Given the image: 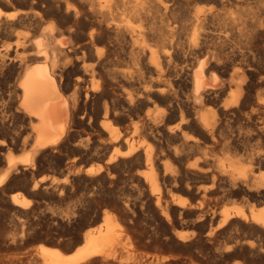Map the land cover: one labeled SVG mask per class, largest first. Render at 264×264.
<instances>
[{"label": "bare ground", "instance_id": "obj_1", "mask_svg": "<svg viewBox=\"0 0 264 264\" xmlns=\"http://www.w3.org/2000/svg\"><path fill=\"white\" fill-rule=\"evenodd\" d=\"M246 24L251 28L264 29V0H0V85L8 86L6 97L0 94V208L7 211L0 214V255L19 248L21 241L26 239V229L20 218L30 214L32 202L22 192L13 193L9 200L1 196L15 182H25L30 197L40 196L38 188L43 179L34 181L31 186L30 176L44 158L56 151H64L70 144L82 112L92 118V114L85 113L88 105L94 107L95 118L92 119L99 122V130L107 135L109 142L99 143L96 150L101 165L89 168L86 174L100 184L108 182L112 169H123L132 163L143 167L142 172L136 174L138 180L134 181L143 182L157 195L155 203L160 216H155V220L173 223L177 214L181 216L190 208V203L177 204L175 197L176 200L171 202L166 198L170 193L174 194L181 183L187 182V189L192 190L194 187L189 180L199 176L208 177L212 186L208 185L212 188L198 187V194L207 196L215 188L226 185L259 204L264 202L262 143H259L260 149L248 148L250 136L240 137L230 126H225L226 123L241 122L247 134L255 133L259 138H255L256 143L264 135V94L257 91V83H264V78L258 76L260 72L257 74L252 70L255 69V58L259 55L264 58V46L255 48V44L244 41L241 30L240 38H235L232 35L236 32L230 35V30L226 29ZM235 65H239L236 71ZM231 67L235 72L230 73L229 78H222L220 75ZM70 89L72 92L68 93ZM84 116H81L83 120ZM129 120L134 128L133 136L124 135L119 128V124ZM80 142L82 145L79 144L78 148L81 151L85 143ZM218 147L225 151V157H218L215 153ZM19 149H23V153L15 154ZM194 154H199L200 158L188 163ZM65 182V186L69 184ZM94 185L96 187L97 183ZM116 200L121 199L116 197ZM145 206L149 205L143 203L141 213H135L136 209L131 213L126 209L130 210V206L124 210L120 205L121 210L116 211L118 207L115 210L120 212L118 216L129 221V231L135 234L139 243L146 238L160 240L156 232L151 233L144 228L154 221L145 220ZM256 207L250 208V214L234 209L237 213H233L222 208V226L218 230L211 226L207 235L218 237V232L231 226L235 230V225L245 223L260 229L264 236V207ZM11 211L14 214L7 217ZM101 211L102 214H98L91 223L83 224V227H91L79 233L68 245L70 250L76 248L72 255H63L57 247H47V244L40 247L34 257L0 258V264H113L110 260L113 255L107 248L114 242H120L124 231L118 230L119 218L115 211L114 215L107 209ZM206 216L197 214L201 222L206 220ZM4 219L9 220L10 227L14 228V232L9 231L11 234L7 232ZM144 221L146 225L142 227ZM122 228L127 229L123 225ZM138 258L144 261L147 257ZM166 261L164 257L156 256L154 263L167 264ZM168 264H172L171 261Z\"/></svg>", "mask_w": 264, "mask_h": 264}, {"label": "rangeland", "instance_id": "obj_2", "mask_svg": "<svg viewBox=\"0 0 264 264\" xmlns=\"http://www.w3.org/2000/svg\"><path fill=\"white\" fill-rule=\"evenodd\" d=\"M241 26H242V28H241ZM241 26H239V28H241V29H239V28H234L233 29L232 26H229L230 28L226 27V29H228L227 31L230 30L228 32L229 34L231 32L230 35H232V34H234L236 32L235 35H232L235 38H237V37L240 38L241 34L243 33L242 35H244V36L242 38L244 39V41L245 42H248V43L250 42L252 44H255V45H253L255 48H261L262 46H264V29H260V28H257V27H255V28L252 27L251 28V26L248 25V24L241 25ZM245 29H247V30L245 31ZM252 29H254V30H252ZM240 30H241L242 33H240ZM233 31H235V32H233ZM247 31H249V33H247ZM256 31L259 32V33H257ZM248 36H251V37H248ZM263 60H264V58L261 55H259L258 57H256L255 58V63L253 65L254 66L253 68H255V69H252L257 74H258V72H260L258 74V76L261 79L264 78V65H262V64H264ZM237 66L239 68V65H235V67L233 66L235 68V71L238 70ZM257 67H258V69H257ZM234 68H232V67L229 68L228 71H224V73L222 75H220V76L222 78H227V77L229 78L231 76V74H233L235 72L234 71ZM224 74H226V75L224 76ZM262 74H263V76H261ZM3 84L0 85V88H1L0 94L3 97H6L7 90H8L7 89L8 86H5ZM257 84H258L257 85V91H258V93H262L263 92L262 94H264V83L258 82ZM68 91H69L68 93H71L72 92L71 89L68 90ZM85 91H87V89H85ZM85 109H86V111L84 110L85 113L92 114V118L94 119L95 118V117H93V114H94L93 113V109H94V107L88 105V106H86ZM81 116H84V113L83 112L80 114V117H79L80 118V124H82V125H80V124L79 125H76L75 127H77V128H74L73 129L72 139H71V142H69L70 144H68L69 146L67 145L66 148L64 149V151L62 150V152H57L56 151L52 155L48 156L47 159L44 158L46 161L43 159L40 167L37 170H35L32 173V175L30 176V178H29V184L31 183V186L34 183V181L35 182L36 181L39 182L41 178L43 179V183H42V181H40V183H39L40 185H39V188H38L41 191L40 192V196L39 197L38 196L37 197H30V195L28 194V191L29 190H27L28 187H27L26 184H24L25 182L24 183H19V182L12 183L11 189L9 191H7V193H5L4 195L1 196L2 198H4V196H5V199L9 200L10 196L13 193L22 192V194L27 195V197H29L30 201H32V202H31V205H30V208H29L30 214L28 216H25V215L24 216H21V218H20V220L22 222H24V226L23 227H25V229H26L24 239L25 238L26 239L24 240V242L21 241L22 243H20V247L19 248L16 247V248L11 249L10 251H6V253L0 255V258H2V259H8V258H15V257H20V258H22V257L23 258L24 257L26 258V257H29V256L34 257V256L37 255V252H38L39 248L40 247H43V246H45L47 244H48L47 247H53V248L57 247V249H59L63 255H67V254L68 255H72L73 253H75V249L76 248L75 249L73 248L74 250L73 249L70 250L69 247H68V245L70 244L71 241H73L75 239V237H77L78 235L82 234L89 227H91V225L90 226H86L87 228L86 227H83V224L84 223H88V224L91 223L92 220H94V218L98 214H102V211L101 210L104 211L105 209H107V211L112 212L113 215H114V213L116 211H120L121 208L122 209L124 208V210H125V207L126 206H130L129 207L130 210L128 209V207L126 209L128 211H131V213L134 212L135 209H136L135 213H137V212H140L141 213L143 211V209H141V205L143 203H145V204L147 203L150 206V208H149V206L148 207L145 206L144 214L143 215H144V217H146L145 220H147V219L148 220H150V219L152 220L153 219L154 221H153L152 224L149 223L148 226L145 224V221H144V223L142 222L141 225H142V227H144L146 225L144 228L147 229L148 231H151V233L156 232L155 234H157V236L160 237V240L157 241V240H153L152 238H146L147 240L146 239L144 240L145 243L144 242L143 243L137 242L138 239L135 236V234L132 233L131 231H129V225H128L129 224V221H127V220L121 218L120 216H118V215H120V212H118L119 214L116 212L117 214H115V216H117V218H119L121 220L120 221L118 219V224H119L118 225V230L120 231L122 229L124 231V236L122 237L123 239H120V242L119 241H118V243H115L114 242L112 245L108 246V248L110 250L107 248L108 253H111L116 258V259L115 258H112L113 256L110 257V260L112 261L113 264H116V263L117 264H131V263L132 264H140V263L141 264H146L145 261H147V263L150 262L149 264H151V263L155 264L154 263V260H155L156 256H158V257L160 256L161 258L164 257L165 259H167V261H166L167 264H168L169 261H171L172 264H175L176 262H177L176 264H264V251H263L264 250L263 249L264 248V236H263V233L261 232V230L258 229L257 227L255 228L253 225H247L245 223H239V224L235 225V226H237V227H235V230H234V226L233 227L231 226V227H228L226 230L225 229L222 230L223 232L222 231L221 232H218V235H219L218 237L216 235H215L216 237L215 236H210L211 237V239H210V237L207 235L209 228L211 229L213 227L212 229H215L217 227V230H218V227L219 226L220 227L222 226V220H221L222 218H221V215H220L221 214L220 213L221 212L220 210L228 209V210H231V212H233V213L240 212V213L250 214L249 211H251L250 210L251 207L253 208V207H256L257 206L256 208H258V207L259 208H263L264 207V204H263L264 202H261L259 204V202L257 200H254V199H252L251 197H249L248 195H245V194L235 193L233 190H231L226 185L223 186V187L222 186H219V187L215 188V191L212 190V192L209 195H207V196H204L201 193L198 194V192H196V188H198V187L200 189H204L205 187L206 188L208 187L207 189H211L212 188V187L209 186L210 184L212 186V183H211V180L208 177H205L204 178V177L199 176V177H196V178L193 177V178H191L189 180V183L191 185L193 184L191 187H194L192 190L187 189L186 184H185L187 182L181 183L179 185V187L177 189H175L177 192L175 191L174 194L173 193H170V195H168L169 197L167 196V198H166L170 202L171 201H175L177 199V201H175V203H177V204H179L180 202L182 203L184 201L187 202V203L192 204V206L187 209L190 213L186 210L187 213L185 211L183 214H181V216L179 214H177V217H174L173 218V223L171 222L170 224H169V222L168 223L167 222H163V221L161 222L160 219L155 220V218L159 215V213H158L159 211L157 210V205H156L157 198H158L157 195L151 190V188L149 186L145 185L143 182H141V181L135 182L136 180H138L136 178V174L141 173L142 170L144 169L143 167L139 168L140 167L139 165H136L135 163H132L130 165L128 164L126 166H123V167H126V168L121 167L123 169H119V170L118 169H116V170L115 169H112L111 172L108 175V176H110V178L107 179V181H108L107 183H100L99 184V182L93 181L91 179L92 177L90 175H87L89 168H97V167H99V165H101L100 164L101 163V160H99V158L97 156L98 151L96 150L97 148H99V145H100L99 143H101V144H107L109 141H108V137H106L107 135L101 133V131L99 130L100 129L99 122L97 123L92 118H90L88 116H84L85 123H83L84 120L81 118ZM86 119H87V121H86ZM92 121L95 122V123H93ZM92 123L95 126L92 125ZM237 123L239 124V126H238ZM228 124H230V125H228ZM232 124H234V125H232ZM89 125L91 127H93L94 130ZM225 126H230L232 129H234L236 135H240V137H245V136L246 137H249L250 136L251 141L249 143L248 148H253L254 147V149L255 148L260 149V147L261 148L264 147V135L262 136L260 142H257L258 143L257 144L256 141L259 138H257L254 135L255 133H253L251 135L247 134V132L245 131V129H243L244 126L241 124V122L226 123ZM80 127H81V129H80ZM230 127H229V129H230ZM119 128H120V131L124 135H127V134L128 135L130 134L129 136H133L134 135L133 124H132V122L130 120L119 124ZM90 131H91V133H90ZM89 134H91V136ZM94 134H97V135L95 136ZM85 137H87V138H85ZM92 137H93V139H92ZM84 138L86 139V141L87 140L88 141L85 142V139ZM138 138L139 137H137V139ZM255 138H257V139H255ZM83 139H84V141H83ZM89 140H91L92 142H90ZM100 140H102V141H100ZM80 141H82L83 144L85 143L84 145H85V147L87 149L85 147L83 148V146H84L83 145L82 146L83 150L80 151V149L78 148V145L79 144L82 145V143ZM75 142H76V144H75ZM77 142H78V144H77ZM94 142H95V144H94ZM253 142L256 143V144H254ZM259 143H262V144H260L261 146L259 145ZM251 144H253V145H251ZM88 145H89V148H88ZM95 145H97L96 148H95ZM76 146H77V148H76ZM23 151H24L23 149L22 150L19 149V150L15 151V154H22ZM223 151L224 150L221 149V147H218L215 150V153L217 155H219L218 157H220V156L221 157H225L226 156L225 155V151H224V154L222 153ZM56 154H58V155H56ZM199 158H200V155L199 154H196V155L194 154L188 160V163H192V162L198 160ZM49 165H50V167H49ZM66 165L70 169H68V167ZM75 170H77V172ZM136 170H138V171H136ZM262 173H264V172H262ZM69 174H71L70 175L71 177L69 176ZM116 174H117V176H116ZM124 174H126V175L124 176ZM131 175H133V176H131ZM65 177H66V179H65ZM89 177H91V178H89ZM120 177H121V179H120ZM122 178H124L123 179L124 181L122 180ZM44 179H45V181H44ZM89 179L92 180V181H90ZM112 179L114 180V182H113ZM52 180H54V182H55L54 186H52L53 185V181ZM59 180H60V182H59ZM65 180L69 182V184H66V186H65V183H66ZM111 181H112V183H111ZM120 181H121L122 184H120ZM58 182H59V184H58ZM61 182H63V184ZM96 183H97V185L95 187L94 184H96ZM70 184H71V186H70ZM72 184L75 185V186H73ZM126 184H128V185H126ZM138 184H140V185H138ZM43 185H45V186H43ZM111 185H115V186H111ZM131 185H132V187H131ZM200 186L201 187L203 186V187L201 188ZM12 188H13V190H12ZM54 188H56V189H54ZM94 188H95V191H94ZM110 189H112V190L110 191ZM226 189L228 191H225ZM53 190H54V192H53ZM142 190H143V193H142ZM144 190L146 192L149 191L148 193L151 195L152 199H151L150 195L148 193H146ZM99 191H101V192H99ZM220 191H223V195L224 196L222 195V192L220 193ZM91 192H93V194H96V195H93ZM104 193H105L106 196L104 195ZM109 193H111V194L109 195ZM64 194H66V195L64 196ZM218 195H220V196L222 195L221 198H219L220 196H218ZM240 195L241 196L243 195L245 198L243 196L241 197ZM89 196H91V197H89ZM99 196H100V198H102V200L99 198ZM103 196H105V197H103ZM185 196H187V197H185ZM61 197L63 199H61ZM108 197L109 198L111 197L112 200L116 201L115 203L118 206H116L115 203L113 204L114 201H112L111 199L108 200L109 199ZM116 197L118 199H121V200H119V201L116 200ZM138 197L141 198V199H139ZM104 198H106V199H104ZM217 198L220 199V200H218ZM126 199H128V201ZM243 199H245L246 201H244ZM122 200L123 201L125 200V202H123ZM152 200H153V202H151ZM140 201L142 202V204H140L141 203ZM85 202L86 203L89 202L90 205H92V206L94 204V206L93 207L92 206L90 207ZM92 202H93V204H92ZM121 202L122 203H125L126 206H124V204H122ZM254 202H255V204H254ZM101 203L102 204L104 203V204L102 205ZM126 203H128L129 205L126 204ZM112 204H113V206H111ZM251 204H252V206H251ZM114 205H115V207H114ZM120 205H121V208H119ZM206 206L209 207V208H207ZM210 206L212 208H216V209H213L214 210L213 211ZM246 206H248V207H246ZM117 207H118L119 210L117 209ZM87 208L90 209V210L88 211ZM94 208H98V209H94ZM222 208H224V209H222ZM138 209H140V210H138ZM190 209H192V210H190ZM233 209L234 210H237V212L236 211L234 212ZM3 210H4L3 208H0V214L7 212L6 209H5V212H3ZM72 210H74L75 212L72 211ZM91 210H93L94 212L93 211L91 212ZM152 210L157 215L154 212H152ZM192 211H193V213H191ZM218 211H219V213H218ZM150 212H151L152 215H150ZM198 212L200 213V215H201V213L204 214V215L207 214L206 220H202V222H201L200 221L201 218L200 217L197 218V214H198V216H200ZM209 212L211 214L213 212H215V215L212 214L214 217L211 216V214ZM83 213H85V214H83ZM148 213H149L150 217H149ZM13 214H14V211L13 212L11 211V212L7 213L6 215H7V217H11V215H13ZM195 214H196V217H195ZM178 215L180 217H183V218L181 219ZM152 216H153V218H152ZM178 217H179V219H178ZM217 217L219 218V220H218ZM4 218H6V217H4ZM22 218H24V219H22ZM199 218H200V220H199ZM211 218H213V219H211ZM6 219H8V218H6ZM6 219H4V222L7 224V227H8L7 232L8 233L14 232V228L10 227L11 224H10L9 220H6ZM122 219L124 220V222L122 221ZM220 220H221V223H220ZM8 223H9V225H8ZM210 223H211V225H210ZM243 224H245V225H243ZM95 225H97V224H95ZM95 225H93V226H95ZM122 225H123V227L125 226L128 229V231H129L130 234L127 232V229L122 228ZM241 225H242V227H241ZM246 225H247V228L248 229L246 227H244ZM237 228H239V229L236 230ZM253 229H255V231ZM27 232H29V235L26 234ZM224 232H227V233H224ZM180 233L183 234L184 237H183V235H180ZM250 233H251V235H250ZM177 234H178V236H177ZM258 234H259V236H258ZM26 235L29 236V237H27ZM130 235H133V236H130ZM171 236H173V237H171ZM178 237L180 239H178ZM37 238H39V239H37ZM129 238H130V240H129ZM186 239H188V240H186ZM173 240H175V241H173ZM130 242L131 243L133 242V243L131 244ZM176 242H178V243H176ZM116 244H117V246H116ZM118 244L120 246L122 244V246H121L122 248ZM239 244H240V246H239ZM245 244H246V247H245ZM40 245H42V246H40ZM124 245H126V246H124ZM241 245H243V246H241ZM261 245L263 246L262 249H261V247H262ZM111 246H113V248ZM231 246H233V247H231ZM257 247L259 248V250H258ZM29 248H31L32 250L29 249ZM232 248H235V249H232ZM34 249H35V251H34ZM116 249H118V250H116ZM256 250H257V252H256ZM114 251L117 254L116 253L115 254L112 253ZM244 251H246V252L244 253ZM9 252H10V254L8 255ZM233 252H234V254L232 255ZM240 252H241V254H240ZM24 253H25V255H23ZM69 253H71V254H69ZM258 253H260V254H258ZM4 255H6V256H4ZM137 255H139V256H137ZM143 256H146L148 259L146 258L143 261V260H141L142 258L141 259L138 258V257H143ZM117 257H119V258H117ZM135 258H136V260H135ZM137 261H139V262H137ZM97 264H99V263H97Z\"/></svg>", "mask_w": 264, "mask_h": 264}]
</instances>
